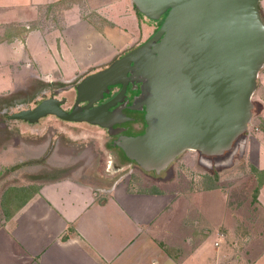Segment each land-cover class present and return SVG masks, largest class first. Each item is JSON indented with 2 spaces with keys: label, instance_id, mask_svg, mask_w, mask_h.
Returning <instances> with one entry per match:
<instances>
[{
  "label": "crops",
  "instance_id": "obj_1",
  "mask_svg": "<svg viewBox=\"0 0 264 264\" xmlns=\"http://www.w3.org/2000/svg\"><path fill=\"white\" fill-rule=\"evenodd\" d=\"M100 1L115 26L126 30L131 24L133 31L145 33L131 0ZM62 2L0 0V82L9 79L17 91L23 77L49 85L89 73L79 69L69 74L63 64L77 62L79 52L65 41L60 48L56 39H49L56 32H48L42 15ZM75 12L69 9L67 17L77 28ZM255 134L259 140L249 149L264 214V130L257 128ZM90 147V153L102 151L93 143ZM51 149L44 161H59L54 176H45L37 192L0 227V264H264V224L257 238L231 229L209 232L201 209L182 208L177 195L138 189L124 178L110 182L113 174L104 173L101 157L73 159V148L61 142Z\"/></svg>",
  "mask_w": 264,
  "mask_h": 264
},
{
  "label": "water",
  "instance_id": "obj_2",
  "mask_svg": "<svg viewBox=\"0 0 264 264\" xmlns=\"http://www.w3.org/2000/svg\"><path fill=\"white\" fill-rule=\"evenodd\" d=\"M131 1L147 19L163 20L148 41L77 84L71 112L61 107L65 99L52 97L11 118L36 123L55 116L112 133L109 108L117 101L93 105L110 87L121 85L124 95L128 83H136L141 93L134 107L145 108L147 128L115 142L128 159L160 174L186 152L224 156L249 134L254 118L253 97L264 69L263 0Z\"/></svg>",
  "mask_w": 264,
  "mask_h": 264
},
{
  "label": "rangeland",
  "instance_id": "obj_3",
  "mask_svg": "<svg viewBox=\"0 0 264 264\" xmlns=\"http://www.w3.org/2000/svg\"><path fill=\"white\" fill-rule=\"evenodd\" d=\"M102 4L100 0H92V2L63 0L61 4L51 7L48 13L42 15V17L46 16L44 25L49 28L48 32H56V35L49 36V39H56L60 48L65 41L66 45L71 47L73 45L74 50L79 52L80 57L77 62L63 64L69 74L77 73L79 69L88 70L90 74L99 67H104L99 65L110 62L115 56L119 58L127 50L139 46L153 36L161 25L162 20L152 21L137 12L140 24L144 23L146 28L145 33L143 30L133 31L131 24L129 25L132 28L125 30L124 25L115 26L108 19L107 13L102 10ZM69 9L76 10L73 18L76 19L77 28L68 21ZM262 15L264 19V10ZM29 79L23 77L21 83L17 82L16 86L19 87L17 91L14 89V82L11 83L9 79L8 82L5 80L0 82V227L5 226V221L18 211L27 197L37 192L45 176L49 178L54 176L53 168L59 161L45 162L44 156L48 157L52 152L51 146L54 147L57 142L63 143L58 140L59 137L62 140H71L60 133L59 127L68 129L76 126L73 129L77 133L86 129L85 124L72 125L54 116L43 119L38 125L10 120L8 116L18 112L19 108L34 107L36 101L40 100V98L36 99L40 90L49 86ZM70 82L57 81L54 88L66 86ZM62 97H67L72 102L75 98L74 90L62 92L59 98ZM253 102L254 118L249 134L238 139L233 149L224 156L206 158L197 152H186L166 172L148 173L139 166L133 165L113 174L109 179L110 182L124 178L125 182L130 180L131 186L138 189H157L165 194L177 195L176 200L180 202L182 208L201 209L204 229L209 232L214 229L228 232L231 229L237 233L241 232L243 236L257 238L260 236V225L264 224V214L257 202L260 189L259 175L255 164L251 161L254 154H250L249 146L251 142L256 146V141L259 140L254 137L257 128L264 130V118L261 117L264 110V69L260 73ZM70 105L71 103L68 102L65 108L68 109ZM77 140L76 145L69 147L73 148L72 158L78 155L98 160L102 155L105 158L104 167L111 166V162L113 165L118 163L115 156L112 159L113 154L109 158V153H113V149H110L109 153L103 151L96 153L95 149L90 153L91 147L86 146L91 144L79 143L80 139ZM44 152L46 153L43 154ZM22 163L23 166L16 167L17 164ZM92 171L95 172L94 169ZM198 193H206V195L199 197L193 195ZM224 221L226 223L223 224ZM250 228L255 229L248 231ZM216 237L217 234L213 233L211 239Z\"/></svg>",
  "mask_w": 264,
  "mask_h": 264
},
{
  "label": "flooded vegetation",
  "instance_id": "obj_4",
  "mask_svg": "<svg viewBox=\"0 0 264 264\" xmlns=\"http://www.w3.org/2000/svg\"><path fill=\"white\" fill-rule=\"evenodd\" d=\"M162 22H163V20L161 21V24H162ZM159 27H158V29H159ZM148 40H146V41H148ZM145 42H143V43H145ZM142 44H140V45H142ZM135 48L136 47L127 50L125 53L122 54V56H124L129 51H131V50H133ZM121 57H119V58H121ZM116 59H118V57H116L114 60H112L109 64L104 65V67H102V68L105 69L106 67L111 65V63L113 61H115ZM102 68H99L96 71L90 72V74L96 73V72L102 70ZM90 74L88 73L87 75H90ZM87 75H85V76H83V77H81V78H79V79L67 84L66 86L59 87V88H54V84H49V86L45 85V86H48V87L47 88L45 87L42 90H40V94L37 95V97H36V99L40 98V100L36 101L34 107H30V106H27L26 108H22L21 107V108L18 109V112H13L12 114H10L8 116V118L10 120H12V121L24 122V123L29 124V125H38V124L41 123V121L43 119H45V118H47L49 116H47V117H45L43 119H40L36 123H30L28 121H24V120H21V119H12L11 117L14 114L20 113V112H22L24 110L34 109L39 104H41L44 100L51 99L52 97L57 98L59 100L65 99L66 101L64 102V104L61 105V107H63L64 110H66L68 112H71L74 109L75 104H76V100H77L76 86ZM140 87H141V84L128 83L127 90H126L124 95L121 94V92H122V86L121 85L110 87L109 88L110 89V93L109 94H104V99H102L101 101H99V102H97V103H95L93 105L94 107H99V106H103V105L112 103L114 101H117V103L114 106L109 108V112L110 113H114V115H113L114 125H113V128H112V131H113L112 133L110 132L109 128L101 127V126H98V125H92V124H89V123H86V122L77 123V122H67V121H65V122L70 123L72 125L85 124L86 127L85 126L84 127L86 129H84V131H81L80 133H77L75 131V129H73L76 126H73V127L69 126L70 128H68V129H66V128L64 129V128L58 126L59 129L61 128L60 129V133H63V135H64V137L66 139H68V138L71 139V140L67 141V140H62L61 137H59L58 140L62 141L63 144H65V145H67L69 147H72V146L76 145V142L78 141L77 139H80L79 143H86V144L93 143L96 147L100 146V148H102L101 150L104 153L105 152L109 153V150L113 149V153H109V158L111 157V154H113L112 159L115 156V158L117 159L118 163L116 165H113V162H111V164H110L111 166H107L106 165L105 167H104L105 164L103 163L104 165L102 167L103 168L102 170L104 171V173L107 172V173L111 174V168H113L112 169V172H113L112 174H115V173H118L119 171H121L123 169L126 170V169L132 167L133 165L138 166L134 161H131L130 159H128L125 156L124 152L117 145H115V142L117 140H119V138L122 137V136L138 137V136L143 135L145 133V131H146L147 124H146V120H145V115H146L145 114V108L144 109H140L138 106L134 107L135 99L141 93ZM63 89H64L63 92H68V91L74 90L75 98L73 99L72 102L69 101V99L67 97L59 98V94L56 95L57 91H60V90H63ZM68 102H70L71 105H70V107L68 109H66L65 105H67ZM86 105H87V102L80 103L81 107H85ZM91 137H93L92 140H89V138H91ZM94 139H95V141H94ZM86 147H88V146H86ZM101 159H102L101 161L103 162L104 157L102 155H101Z\"/></svg>",
  "mask_w": 264,
  "mask_h": 264
},
{
  "label": "trees",
  "instance_id": "obj_5",
  "mask_svg": "<svg viewBox=\"0 0 264 264\" xmlns=\"http://www.w3.org/2000/svg\"><path fill=\"white\" fill-rule=\"evenodd\" d=\"M136 9V8H135ZM138 12V11H137ZM139 13V12H138ZM140 14V13H139ZM140 15H142V14H140ZM20 166H23V163L22 164H17L16 165V167H20ZM32 197V196H31ZM31 197H27V199L26 200H24V203L21 205V206H19V209L23 206V205H25V203L31 198ZM18 209V210H19Z\"/></svg>",
  "mask_w": 264,
  "mask_h": 264
}]
</instances>
